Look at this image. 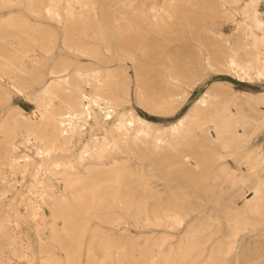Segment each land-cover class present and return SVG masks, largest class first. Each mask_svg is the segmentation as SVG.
Returning <instances> with one entry per match:
<instances>
[{
	"label": "rangeland",
	"instance_id": "obj_1",
	"mask_svg": "<svg viewBox=\"0 0 264 264\" xmlns=\"http://www.w3.org/2000/svg\"><path fill=\"white\" fill-rule=\"evenodd\" d=\"M2 1L5 0H0V56H8L14 46L30 53L28 57H17L24 63L23 73L5 74L2 68L6 67L4 62L8 57L0 60V127L6 125V121L22 118L21 114L23 117H33L39 110L37 100L45 84L54 80V77L48 75L50 69H67L61 73V77L71 79L73 90L78 85L86 93V103L78 109L76 118L79 119L81 132L67 135L71 137V148L61 157L67 166L91 161L85 154L86 148L96 142L120 139L122 130L134 135L137 129L145 128L152 134H163L165 140H173L171 133L174 126L186 119L204 97L211 98L212 109H204L203 113H208L223 101L238 106L261 102L263 104L257 105V109L264 113V79H241L234 69L236 65H229V57L225 56L231 48L238 49L241 57H236V60L239 64H245L251 57L254 58L252 52L246 50L249 49L245 46L247 30L252 27L253 31L264 33V12L259 7L258 24H255L254 17L246 20L242 16V5L246 0L227 2L220 6L216 4L217 0H178V4L172 9V18L165 21L164 25L167 27L162 32L158 29L143 31L146 24L141 20L131 18L126 12L115 13L122 19V25L128 24V20L123 18L130 19L135 25L134 29L126 26L119 36L112 35L110 38L114 54L123 52L126 57H112L101 40L93 38L91 14L83 15L84 18L78 22H70L64 26L43 16L40 11L34 12L21 6L11 7L2 4ZM96 1L101 21L105 17H112V12L106 7L110 0ZM11 19L17 21L15 25L18 28L6 26ZM192 40H199L200 43ZM48 41L56 46L49 55L43 51ZM65 41L84 52L69 49L65 46ZM196 45L204 48V55L206 51L211 55L213 67L206 64L197 66ZM96 49L101 53L95 57L93 52ZM202 58L204 60L205 57ZM108 61L113 62L106 64ZM169 67L179 73L182 82L167 87L164 78L165 69ZM107 70L112 71V75L116 77L117 82L111 85V93L118 99V103L110 107L94 105L90 103L94 94L91 75L102 74ZM79 71L89 77L90 84L82 83L83 80L77 76ZM9 81L21 87L25 93L15 92L8 85ZM7 90H10L9 97ZM168 98L172 102L159 106V103ZM232 109L237 112L236 107ZM209 131L210 137H217L215 131ZM151 142V137H145V142H138V146H135L134 141H130L128 145L131 151L142 155L145 165H151L154 169V172L145 171L144 174L156 177L149 178V187L146 189L141 186L138 175L124 177L121 186L122 204L111 208V212H100V219L91 218V230L81 244L79 264H90L94 255H97L102 264H122L125 261L130 264H150V255H156L159 250L153 245L156 239L169 236L173 249L178 250L180 241L188 236L191 238L195 233L201 234L192 239L203 243L201 249L205 250V255L201 257L202 260L208 259L212 254L219 257L218 251L227 250L229 246L226 244L232 241L235 244L234 250L223 258L225 264H264V224L262 229L250 227L238 231L235 236L228 225V221L233 220L253 223L254 220L264 219V215L244 209L247 200L254 198L249 187L257 179H264V165L257 168L258 174L252 172L253 160L259 155L264 156V127L239 145L227 140L211 143L201 133L187 139H176L175 147L167 142L161 150H153ZM20 145L22 154L34 157L35 142ZM130 150L123 147L124 153L117 154L125 158L126 152ZM5 152L6 130L2 128L0 171H7L8 176H14L11 177L10 188L0 182V264H42L48 256L42 252L48 249L54 251L60 262L70 264L71 261L67 259L72 254L66 253L59 244H51L52 227L63 232V219L56 220L53 217L54 206L50 205L45 210V219L41 223L43 228L39 233L46 238L42 240L36 227L41 218L31 217L29 206L35 197L32 193V181L29 176L24 178L28 175L27 171L13 173L4 165ZM183 160H192L194 164L190 170V166L179 164ZM131 161L135 169H139L138 165L143 163L140 159ZM91 168L100 171L97 173L98 177L102 176V168L98 164L85 169ZM80 169L84 171L82 166ZM130 170L134 173H129L134 175V169ZM60 176H55L56 185L58 182L63 183L58 180ZM239 185L245 188H236L234 191ZM159 192L164 206H177L185 215L182 225L173 228L156 226L153 213L136 214L132 207V210L124 209L128 202H133V207L143 202L144 194L147 195L145 200L149 202L148 208L152 210L159 206ZM262 207L264 209V205ZM239 211L242 213L237 216ZM112 214L122 217L121 227L107 221ZM76 217L82 218V212L76 214ZM220 223L223 226L219 229ZM96 229L102 234L103 242L115 241L120 244V247L106 250L111 255L110 258H106V251L99 246L101 243L91 247L92 235L97 233ZM73 232L81 231H71L70 234ZM210 233L215 235L210 237ZM13 235L19 244L12 245ZM21 246H26L25 256L19 252ZM169 249V246L163 249L164 256L160 261L162 264H166ZM73 250L74 247L68 249L69 253Z\"/></svg>",
	"mask_w": 264,
	"mask_h": 264
},
{
	"label": "bare ground",
	"instance_id": "obj_2",
	"mask_svg": "<svg viewBox=\"0 0 264 264\" xmlns=\"http://www.w3.org/2000/svg\"><path fill=\"white\" fill-rule=\"evenodd\" d=\"M227 2L235 3L237 0H217L216 4L220 6ZM2 4L11 7H27L34 12L40 11L43 16L55 20L64 26H67L70 22H78L84 18L82 17L83 15L91 14L93 38L101 40V43H103L107 52L112 54V57H126L123 52L117 55L114 54L110 38L112 35L119 36L126 26L127 28L134 29L135 25L128 18H123V20H128V24L122 25V19H119L115 13L124 14L126 12L131 18L141 20L146 24L143 31L150 32L151 30L158 29L162 32L167 27L164 25L165 21L172 18V9L178 4V0H162L161 3H156L153 0H110L106 7L112 12V17H105L103 22L99 16V4L96 0H5L2 1ZM258 7L261 12H264V0H246L243 2L241 14L244 19L247 20L254 17L255 24H258L260 21V18L257 17ZM104 15L105 13L103 12ZM16 23L17 21L15 19H11L7 21L6 26L8 28H18L15 25ZM138 30L140 29L138 28ZM245 37V46L249 47L246 50L252 52L254 58L246 56L251 58L245 64H239L236 60V57H241L238 49L231 48L225 55L229 57L228 64L236 65V68H234L236 69V74L243 80L253 81L264 79V33L260 34L253 31L252 27H249ZM192 41L200 43L199 40ZM52 45V42L48 41L47 47L43 48L45 54L49 55L53 53L56 46ZM65 46L80 53L84 52L74 45H71L68 41H65ZM194 48L198 53L196 55L198 57L196 60L197 66L206 64L213 67L214 63L211 55L207 51L204 55V48L201 45H196ZM29 53V51H21L18 47L14 46L8 56H0V60L4 59L3 57H8L4 62L6 67L2 68L5 74L12 72L23 73L25 68L24 63L22 60L19 61L17 57H28ZM100 53V50L96 49L93 55L96 57ZM202 57H205L204 60ZM110 62L113 61H108L106 64ZM66 70L50 69L48 75L54 77V80L51 82L48 81L45 84L37 100L39 110L34 113L33 117H23V114H21L22 118L14 119L10 122L6 121V125L3 124L4 126L2 125L3 127H0V130L2 128L6 130V161L4 165L9 167L13 173H17V171L24 173L27 171L28 175L26 177L24 176V178H28L29 176L32 181V193L35 197L30 201L29 206L31 208V217L41 218L36 224L38 235L40 237L43 236L39 232L43 228L42 222L45 219V210L50 205L54 206L52 210L53 217L56 220L63 219L65 228L63 232H60L55 227H52L53 241L51 244L53 246L59 244L66 253L72 254L67 259V261H71L70 264H79L78 256L82 252L81 244L83 238L91 230V218L100 219L98 218L100 212L106 210L107 212H111V208L122 204L121 186L124 183V177L138 175L139 181L142 183L141 186L144 189L149 187V178L156 177L153 174H144L145 171L154 172V169L151 168V165L144 164L142 155L130 150V145H128L130 141L136 142L135 146H138V142H145V137H151L153 150H161L167 142L170 146L175 147L177 145L175 143L176 139H187L188 137H193L201 133L205 137L207 136L211 143L227 140L239 145L249 136L258 134L264 127V113L257 109V105L263 103L258 102L257 104H252L249 102L238 106L223 101L217 104L213 110H210L208 113H203L204 109H212L211 98L204 97L195 105L186 119L174 126L171 133L173 140H165L163 134L159 132L152 134L149 129L145 128L137 129L134 135H129L127 130H122L120 139H113L114 141L104 140L101 143L96 142L86 148L85 154L91 161L80 165L71 164L67 166L62 162L61 157L71 148V137L67 135L72 136L81 132L79 119L76 118L78 117V109L86 103V93L78 85L77 89L73 90L71 79L61 77V73ZM165 71L166 77L164 78V84L167 87L182 82L179 73L174 68L169 67ZM77 76L83 80L82 83L90 84V79L85 73L79 71ZM115 79L116 77L109 70L102 74L91 75V86L94 88V94L91 98L92 101L90 99V103L92 102L94 105H104L107 107L116 105L118 99L111 93V85L117 82ZM103 82L105 83L101 85ZM8 85L19 94L25 93L21 87H18L10 81ZM9 92L10 90L7 92L8 97L10 95ZM170 102H172V99H164L159 103V106H165ZM232 107H236L237 112ZM209 130L215 131L217 137H210ZM32 142H35L34 149L36 155H33V158L27 154H22L23 152L20 150L21 143L26 144ZM123 147L130 150L126 152L127 157L125 158L117 154L122 152ZM132 159L142 160L143 163L138 165L140 167L139 169L133 168ZM95 164H98L102 168L101 177L97 176V173L100 171L97 172L96 168H91V170L85 169L87 166H93ZM179 164L184 167L185 165H188L187 167L190 166V170L194 163L192 160H183L179 161ZM261 165H264V156L259 155L253 160L252 172L258 174L257 168ZM81 166L84 168V171L80 169ZM130 168L134 169V175L130 174L134 173ZM94 172L96 173L95 175ZM58 175H61L58 177V180L63 183L58 182V185H56L55 180L57 178L55 176ZM13 176L12 174L11 177ZM11 177L7 175V171H0V182L9 188L10 186L12 187ZM236 188L244 189L245 187L239 185L234 188V191ZM249 190L254 194V198L247 200L244 209L254 212L257 215H264V209L262 207L264 205V179H257L254 185L249 187ZM160 193L158 197L159 206L152 210L148 208L149 202L145 200L147 195L144 194L143 202L135 204V207H133V202H128L124 209L128 210L132 207L136 214L148 215L153 213L156 226L173 228L182 225L185 222V215L177 206H164ZM80 212H82L83 217H76V214ZM239 213H242V211H239L237 216ZM147 220L149 221V218ZM107 221L114 226L121 227L122 217L118 216V214H112ZM262 221L264 219L254 220L253 223L233 220L232 222L228 221V225L235 236L239 233L238 231H244L250 227H254L256 230L260 229L263 226L262 224H264ZM259 224L260 226H258ZM222 226L223 223H220L219 229ZM98 230L96 229V232ZM71 231L81 232H73L70 234ZM200 235V233H195L192 234L191 238L188 236L187 239L180 241V248L178 250L173 249V244L170 242L171 237L165 236L156 239L153 245L159 250L156 255H150L148 262L150 264H162L160 261L164 256L163 249L169 246L170 249L165 262L166 264H225L226 262L223 258L233 252L234 242L231 241L226 244V246H229L227 250L220 249L218 251L219 257L212 254L207 257L208 259L202 260L201 257L205 255V250L201 249L203 243L192 239L198 238ZM214 235L215 233L209 234L210 237ZM12 238V245L19 244V242H16L15 235ZM92 238L91 247L96 246L97 243H101L99 246L105 251L110 248L120 247V244L115 241H110L109 243L103 242L102 234L99 232L94 233ZM42 240H46V238L42 237ZM71 247H74L75 250L69 253L68 249ZM25 248L26 246H21L19 250L24 256L26 255ZM42 253L48 254L42 264H63L56 258L54 251L48 249L43 250ZM96 256L94 255L91 258L90 264H102ZM105 256L106 258L111 257L108 251H106ZM0 261H2V258ZM1 264L3 263L1 262ZM122 264L130 263L129 261H125Z\"/></svg>",
	"mask_w": 264,
	"mask_h": 264
}]
</instances>
